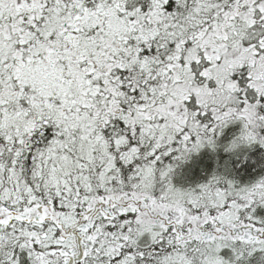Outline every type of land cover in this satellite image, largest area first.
<instances>
[{
    "label": "snow or ice",
    "instance_id": "1",
    "mask_svg": "<svg viewBox=\"0 0 264 264\" xmlns=\"http://www.w3.org/2000/svg\"><path fill=\"white\" fill-rule=\"evenodd\" d=\"M0 264H264V0H0Z\"/></svg>",
    "mask_w": 264,
    "mask_h": 264
}]
</instances>
